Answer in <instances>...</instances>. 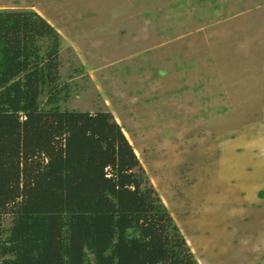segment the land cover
Returning a JSON list of instances; mask_svg holds the SVG:
<instances>
[{
	"label": "rangeland",
	"instance_id": "rangeland-1",
	"mask_svg": "<svg viewBox=\"0 0 264 264\" xmlns=\"http://www.w3.org/2000/svg\"><path fill=\"white\" fill-rule=\"evenodd\" d=\"M5 8L60 34L61 107L111 113L198 264H264V0Z\"/></svg>",
	"mask_w": 264,
	"mask_h": 264
},
{
	"label": "trees",
	"instance_id": "trees-1",
	"mask_svg": "<svg viewBox=\"0 0 264 264\" xmlns=\"http://www.w3.org/2000/svg\"><path fill=\"white\" fill-rule=\"evenodd\" d=\"M60 46L0 9V264H198L111 113L61 107Z\"/></svg>",
	"mask_w": 264,
	"mask_h": 264
}]
</instances>
